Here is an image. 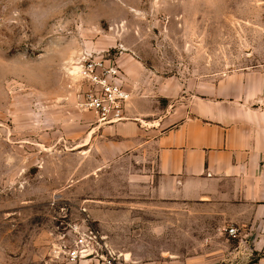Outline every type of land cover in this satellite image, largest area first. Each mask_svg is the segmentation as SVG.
Listing matches in <instances>:
<instances>
[{
	"label": "rangeland",
	"instance_id": "1",
	"mask_svg": "<svg viewBox=\"0 0 264 264\" xmlns=\"http://www.w3.org/2000/svg\"><path fill=\"white\" fill-rule=\"evenodd\" d=\"M132 52L167 82L264 68V0H0V264H77L86 246L118 263L110 247L131 234L184 250L206 236L188 208L159 207L146 155L117 157L80 127L101 126L80 109L81 59L119 66L132 101L119 62Z\"/></svg>",
	"mask_w": 264,
	"mask_h": 264
},
{
	"label": "crops",
	"instance_id": "2",
	"mask_svg": "<svg viewBox=\"0 0 264 264\" xmlns=\"http://www.w3.org/2000/svg\"><path fill=\"white\" fill-rule=\"evenodd\" d=\"M119 62L132 92L133 119L81 129H92V139L97 135L96 143L117 157L146 155L159 207L188 208L193 221L209 225L206 236L193 238L186 250L163 244L164 232L126 236V245L110 247L119 264H247L251 256H264V68L186 84L155 75L134 52ZM230 228L236 236L225 232ZM103 238L112 236L103 232ZM148 239L160 244L140 243Z\"/></svg>",
	"mask_w": 264,
	"mask_h": 264
},
{
	"label": "built area",
	"instance_id": "3",
	"mask_svg": "<svg viewBox=\"0 0 264 264\" xmlns=\"http://www.w3.org/2000/svg\"><path fill=\"white\" fill-rule=\"evenodd\" d=\"M108 56V55H107ZM88 54L81 59L80 78L84 87L80 109L97 116L101 126H112L128 120L126 113L131 101L130 92L124 87L121 69L114 62ZM230 236H236L234 228L225 231ZM85 237L97 238L94 231ZM98 255L94 246H86L72 253V261H80ZM101 264H119L114 256H107Z\"/></svg>",
	"mask_w": 264,
	"mask_h": 264
}]
</instances>
